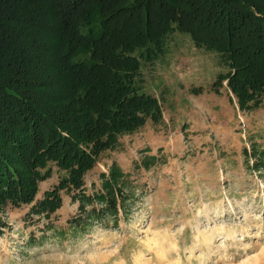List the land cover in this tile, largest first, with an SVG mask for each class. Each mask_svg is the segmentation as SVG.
Returning <instances> with one entry per match:
<instances>
[{
    "label": "trees",
    "instance_id": "16d2710c",
    "mask_svg": "<svg viewBox=\"0 0 264 264\" xmlns=\"http://www.w3.org/2000/svg\"><path fill=\"white\" fill-rule=\"evenodd\" d=\"M181 36L215 56L208 92L224 87L242 110L262 104L264 0H0V211L32 204L55 173L36 213L53 214L64 193L114 216L112 181L101 173L88 194L85 176L122 138L161 122L143 70Z\"/></svg>",
    "mask_w": 264,
    "mask_h": 264
},
{
    "label": "rangeland",
    "instance_id": "374dc122",
    "mask_svg": "<svg viewBox=\"0 0 264 264\" xmlns=\"http://www.w3.org/2000/svg\"><path fill=\"white\" fill-rule=\"evenodd\" d=\"M171 44L143 66L161 122L122 138L85 176L88 194L101 173L112 181L116 214L64 193L53 214L36 213L53 173L32 204L0 211V264H264V101L242 110L224 87L208 92L215 56L184 36Z\"/></svg>",
    "mask_w": 264,
    "mask_h": 264
}]
</instances>
